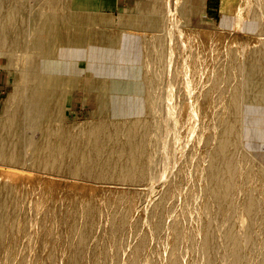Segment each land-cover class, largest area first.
Wrapping results in <instances>:
<instances>
[{
	"label": "bare ground",
	"instance_id": "6f19581e",
	"mask_svg": "<svg viewBox=\"0 0 264 264\" xmlns=\"http://www.w3.org/2000/svg\"><path fill=\"white\" fill-rule=\"evenodd\" d=\"M205 1L206 0H186L184 11L191 16L196 15L203 11V4ZM23 2L24 0H0V49L7 47L9 49V57H14L18 51L22 53L24 57V59H22L24 61V66L19 68L17 67V72L20 78L25 79L24 84H21V86L17 82L19 87H17V89L9 95V105L7 106L8 109L6 111L7 113L0 117V163H5L8 166H23V168L27 166L32 170L60 174L74 178L88 179L99 183L113 182L130 184L146 183L150 180L152 181L155 175V168L158 165V161H160L159 159L163 149L161 144V132L163 131V124L162 121H158V119L155 118L157 111H159L157 104L160 102V99L157 96L160 92L161 75H163L161 74L163 68L161 67L162 65L160 63L163 62L164 51H162L161 48L165 46L162 37H159L157 40L152 42L141 41L142 38L134 36L123 37L120 41L121 43H119V41H114L111 38L110 40L107 35H104L97 29L93 33H81L74 31V27L86 23L90 24L92 19L91 17L87 16L86 13H84L86 12V2H81L80 5L76 6L74 5L70 12L65 13L63 9L70 5L69 0H41V2L38 0L37 2H40L39 4L41 6L43 5L46 8V11L43 13V10H39L37 13H35L33 34L31 33L32 35H29L25 26L24 16L26 14L24 7L26 6ZM170 2L173 4L172 0H170ZM175 4H177V0ZM228 4L230 3L227 0H223V6L228 7ZM168 6L170 8L169 13H172V6ZM155 7L156 4L152 3L150 7L152 9L151 11L153 13H159V10H155L157 8ZM48 9L49 13H46ZM246 10L249 16L248 18L250 19L246 20L245 17L238 18L237 16L239 21L235 18L230 20L227 19L225 24L230 26L231 29H236L237 27H242L245 25L248 28H243H247V30H249L245 31V33L255 34L257 30L256 32L252 31H255V29L259 28L258 25H260V14L263 15V13L260 12L254 0L249 2ZM82 13L85 15H82ZM174 14L175 13H173V15ZM159 16H157V18ZM178 17L179 18L177 19L181 21L180 16ZM181 17L183 18V16ZM155 19L150 21L148 20L146 22L149 24H154L156 27H159L158 25L160 24L159 28H161V25L163 28L165 22H160V20L158 22V20ZM143 23V21L139 22V25H142ZM48 24L54 27L56 32H53L50 36H48L52 41L51 43L47 44L49 49L44 52L45 54L41 56L42 58L38 59V56H35V54L29 52L28 47L31 44L30 40H33V44L36 43L37 45H43L42 41L47 37L44 34V26ZM133 24H138V22H133ZM175 24L177 25V23ZM60 25H66V30H63V32H58L56 28H58ZM262 26H264L263 22ZM241 30L244 29L241 28ZM241 30L240 32H244ZM258 30L262 31L263 29ZM248 44L249 42L247 45ZM247 45L245 44L246 47L242 45V50L246 52L247 60L245 56L243 57H245V60L247 61L246 63H248L243 72L245 74V92H242L244 88L241 85L239 87H242V90L235 85L233 86L231 95L232 99L230 101L231 108L229 107L231 110H229L227 114L226 125L223 126L224 128H221L223 130H221L220 134H218L220 135L219 140H217L219 144H216L218 147L216 146L217 148L213 150V153L209 152L210 158L209 156L208 158L210 159V163L208 161L209 166L206 170V174L203 175V177L205 176L207 180L208 188L206 189V193L209 199L208 203H206V206L203 207L205 210L202 208L205 212L203 226L201 227V247L203 249V254H205L204 256L206 257L203 258L206 260H204V263L206 262V264H264V233L260 234L264 231L262 229H258V236H256L257 234L255 236L258 237L259 240L254 236L252 237V234L254 235L255 231L257 232V228L255 229L254 225L264 223V174L260 169L257 168V164H254L258 159L254 158L256 159L254 161L251 159V157H246L248 154L243 156L242 153L241 156L237 151V147L239 142H241L242 135L240 138L239 135L241 133H239V130L241 128H239L240 126L238 127L239 109L237 107L238 105L236 106V104L239 103L241 100L240 98H242V94L244 93L247 97L246 102L253 105L250 109L251 111L257 113L260 109H263L261 106L264 105V42H261L259 46L253 48H250ZM118 47H120V51H118ZM117 52L121 58L115 59L114 55ZM234 52L233 54L231 52V56L234 55ZM237 52H239V50L236 51V53ZM239 55L241 56V54ZM234 58L236 57L234 56ZM215 60L217 63L219 59ZM242 60L241 62L243 63L244 60ZM240 64L241 63L239 62L238 65ZM219 67L220 66H218L217 69H219ZM241 67L242 65L238 66L237 69ZM220 69L224 70L222 67ZM241 69H243V67ZM150 70H152L151 76H149L151 74H149ZM212 70L213 69H211V71ZM225 70L223 72H225ZM229 70L232 73V69L229 68L227 70V72L231 74ZM83 71H86L87 77H96V80L93 81L91 90L94 92H99L100 98L98 113H101L102 117L96 123H88L81 127L67 125L64 123L58 124L57 104L65 99V93H67L65 86L68 84L67 79L72 78V80H74L81 76V72ZM237 72L241 73L242 70L241 72ZM218 73L220 72L218 71ZM243 73L241 74L243 75ZM135 76L140 80V95L143 96L142 111L132 114L129 111V108H124L122 113L117 115L119 111L113 104V96L120 94L121 90L120 86H115L112 81L117 78L127 79ZM215 76L220 75L215 74ZM226 76L228 79L229 75L227 73ZM221 77L223 78L222 74ZM214 79L217 80L216 77ZM213 80L209 79L211 83L217 81L218 83L221 82L219 80H214L213 82ZM223 80L228 82L226 81V78ZM223 80L222 82H224ZM214 84H211V86ZM220 85L221 84H219V86ZM228 86H230V83ZM172 88L174 87L172 86ZM223 89L225 90V88ZM226 90H228V87ZM218 91V94H220L222 89H218ZM170 93L172 94V92ZM239 93H242V96H239ZM106 95H109L110 100L104 99ZM238 97H240V100H238ZM225 100L227 101V99ZM225 100L223 102H226ZM40 104L41 109L43 110L42 112L39 108ZM42 105H45V107ZM191 107L194 108L193 105ZM175 112L176 111H174V113ZM150 117H153V119H150ZM35 131H39L40 135L34 137L33 134ZM252 134L264 138V130L260 131L257 129L255 130L254 128V132ZM245 135L246 134H244V136ZM218 137L219 136H217V138ZM210 138L212 139V137H208L207 139ZM165 139L166 137L164 140ZM253 144L255 145H252V150L249 149L251 154L256 152L255 146L259 145V143L256 145L254 142ZM27 149H30V151H27ZM261 157L264 161V154L261 155ZM263 161L259 164H264ZM243 168H246L247 170L243 172ZM241 175H244L245 179L241 178ZM239 177L243 180H241L243 184L241 181H238L240 179ZM239 183H241V185ZM238 187L243 191L244 198L242 199V204L239 203V205L236 202L238 206L242 207V210L240 213L238 212L239 217L237 219H233V212H231V216L230 211L232 210L231 208L233 207L236 197L234 196V193ZM164 196L166 198L168 195L166 194ZM140 199L141 197L132 200L127 210L124 211V214L121 217L120 226H112L110 228V242L108 245L105 244L106 246L101 249H97L99 245L97 246L93 253V260L95 261V264H98L97 259L99 256L104 258L108 256L109 249L111 247H115L117 255L122 252V249L126 243V234H128L127 228L130 225V220L132 219L130 217L134 211H136H133V209H137V204H139L138 202ZM100 204L101 203L97 198H90L85 203L82 210L79 209L77 204H74L71 207L69 206L70 208L66 210L60 209L61 211L59 213L61 220L58 218L60 221L52 217V220H49L46 225L42 226L49 230L48 237L51 238L53 234V238L50 239L52 241L58 237V234H60V240L63 241L64 245L69 249L70 256H68L69 258L66 262L67 264L82 263L81 258L84 252V245L93 236L97 223L98 221H101L100 218H102V209ZM29 205L31 204L29 203ZM240 207H237V209ZM38 209L40 210V207ZM40 213L38 214L40 215ZM54 213L55 212H53V215ZM26 214L27 211L24 202V191L21 189V187L19 188L18 186L11 184L9 181H0V264L8 263L10 253L12 252L13 243L15 240L17 241L19 236L26 233ZM164 215V205L163 201H161L153 209L149 217L151 230L147 237L139 244L137 250H141L145 246L148 239H152L154 236L159 235L163 226ZM81 218L82 228L79 239L75 244L71 245L69 243V237L77 230L78 221ZM31 223L27 224L31 225ZM218 223L222 224L225 228L223 231L224 233L222 234L223 240H219V236L217 234L218 230L216 228V224ZM239 223H241V226L239 225L238 227ZM36 224L37 223H35V226ZM134 225L136 226L137 224L134 223ZM51 227L52 230L50 229ZM221 229L223 228L221 227ZM186 230L180 225L173 226L172 257L168 260L169 262L167 264H180L178 257L179 246L184 241L187 243L193 242L194 238L192 234H189V232ZM242 230L245 231V234H242ZM98 231L99 230H97V232ZM245 237L246 242L243 239ZM247 238L250 239V241L248 240V243ZM252 238H255L256 240L254 241ZM243 240L245 243L251 244L249 245L251 246L250 248H253L252 246H254V248L256 247L257 249L255 248V250H251L249 252V250L245 248V250L248 252L245 251L243 249V247H245V245L243 246ZM40 241L42 243L43 240L41 239ZM88 246H90L89 243ZM55 250L56 249L54 246L51 248L49 247L47 252L45 251V255H42L39 259V264H58V259L55 258ZM63 255H65L64 252ZM63 255L61 257L64 258L65 256ZM26 264H28L27 261Z\"/></svg>",
	"mask_w": 264,
	"mask_h": 264
},
{
	"label": "rangeland",
	"instance_id": "374dc122",
	"mask_svg": "<svg viewBox=\"0 0 264 264\" xmlns=\"http://www.w3.org/2000/svg\"><path fill=\"white\" fill-rule=\"evenodd\" d=\"M37 1L38 0H24L23 2L26 6L24 7L26 14L24 16L25 26L29 35L33 34L35 13H37V11L39 10H43V13L46 11V8L43 5L41 6L39 4L41 0H39L40 2ZM104 1L105 0H69L70 5L63 9L65 13L70 12L74 5L76 6L80 5L81 2H86V12L84 13H86V15L91 17L92 19V22H90V24L86 23L83 25H78L74 27L73 30L81 33H93L97 29L104 35H107L109 39L111 38L114 41H119V43H121L120 41L123 37L131 36L142 38L141 41L146 42H152L154 40H157L159 37H162L164 42L165 47L161 48L162 51H164V59L163 62L160 63L162 65L161 67L163 68V71L161 72V74L163 75H161L160 92L157 96L160 99V102L157 104L159 111H157L155 116V118H157L158 121H162L163 124V131L161 132V139L163 140H161V144L163 146V149L161 152L162 154L160 155V161H158V165L156 164L157 166L155 168V175L153 177L154 179L152 181L150 180L151 182L148 181L146 183H130L131 185L126 183L123 184L113 182L99 183L88 179L74 178L60 174H52L48 172L46 173L42 171L32 170L27 166L23 168V166H8L5 163H0V181H9L11 184L18 186L19 188L21 187V189L24 191V202L27 211L25 230L26 233L19 236L17 238V241L15 240V242L13 243L9 261L6 264H26V261L28 264H39V259L41 258V256L45 255L48 248H51L53 246L56 249L55 258L58 259V264H67L66 262L68 261V256H70L69 249L64 245V242L60 240V234H58V237L56 239H53L52 241L50 239L53 238V234L51 238L48 237L49 230L46 227L42 226L46 225L48 221L52 220L53 218H56L58 221H60L61 217L59 212L61 210L69 209L74 204H77L79 209L82 210L83 206L90 198H97L101 203L100 206L102 209V218H100L101 221H98L93 236L84 245V252L81 258V264H95V261L93 260V253L96 250L97 246L99 245L97 249H101L104 246L108 245V243L110 242V228L112 226H120L121 217L124 214V211L127 210L132 200L138 199L140 197V201L137 200L139 201V204L136 203L138 207L135 204L137 209H133V211H136H134V213L130 217L132 219L130 220V225L127 228L128 234H126V243L122 249V252L117 255L115 247H111L109 249L110 255L108 254V256L105 258L99 256V258L97 259L98 264H167L169 262L168 260L172 257V228L174 225H180L185 230L187 229L186 231H188L189 234H192L194 238L192 243H187L186 241H184L179 246L178 257L180 264H206V262L204 263L205 259H203L206 257L204 256L205 254H203V249L201 247V227L203 226V218L205 212L203 211V209L205 210V208L203 207L206 206V203H208L209 199L206 193L208 184L205 176L203 177V175L206 174V170L210 163L209 152L213 153V150L218 147L217 145L219 144V142L217 140H219L220 138V135L218 134H220L221 130H223L221 128H224L223 126L226 125L227 114L229 110H231L229 109V107L231 108L230 101L232 99L231 95L233 86L235 85L239 89L241 88V90L243 87L244 89L242 90V92H245V74L243 72L248 63H246V52L242 50V45L245 46V44L247 45V43L249 42L247 46L253 48L259 46L261 42H264V26H262V22L264 24V0H254L260 12L263 13V15L260 14L261 26L258 25L259 28H254L255 31H252L256 32L257 30L255 34L245 33V31H249L247 30L248 27L245 25L242 27H237L236 29L232 28V30L230 26L225 24V21H227V19H238L241 17H245L246 20L250 19L248 18L249 16L246 12V9L251 0H227L230 3L228 4V7L223 6V0H206L203 4V11L192 16L184 11L186 0H177V4H175L176 0H172L173 4L172 2H170V0H125L126 4H124L123 7H121V9L115 13L107 11L103 8ZM152 3L156 4L157 8L155 7V10H159V13H153L151 11L152 9L150 7ZM168 5H170V7H173H171L172 13H169L170 8ZM46 13H49V9ZM84 13H82V15H85ZM173 13L175 14L173 15ZM157 16L159 17L157 18ZM178 16H180L181 21L177 19L179 18ZM181 16H183V18ZM153 19L158 20V22L159 20L160 22L164 21L165 23H163L165 25L163 26V28L162 25L161 28H159L160 24L158 25L159 27H156L154 24H149L146 22ZM142 21L144 23L142 25H139V22ZM133 22H138V24H133ZM175 23H177V25ZM66 28V25H60L58 28H56V30L58 32H63V30H66ZM238 28L240 30L241 28L244 29L241 30L244 32H240ZM258 29L263 30L261 31ZM53 32H56L54 30V27L49 24L44 26V34L47 37L42 41L43 45H37L36 43L33 44V40H30L31 42H29L31 44L28 47L29 52L35 54V56H38V59L42 58L41 56L45 54L44 52L49 49L47 44L52 42L51 38L48 36H50ZM118 48V51H120V47ZM238 50L239 52L236 53V51ZM8 51L9 49L7 47L0 49V117L4 116V114L7 113L6 111L8 109L7 106L9 105V95L13 93L17 89V87H19V85L21 86V84L23 85L25 82V79L20 78L17 72V69L19 67L24 66V61L22 60L24 59V57L22 53L18 51L14 57H9ZM231 52L232 54L234 52L233 56H231ZM239 54H241V56ZM234 56L236 58H234ZM243 56L246 57V60ZM114 58H121V56L117 52L114 55ZM232 58L234 59V61ZM238 58L239 62L241 63L240 65H238ZM240 58L241 60H244H242L243 63L241 62ZM215 59H219L217 63ZM241 65L243 69H241V67L238 68V70L237 67ZM218 66H220L219 69H217ZM221 67L224 68V70L226 69L225 72H223V69H220ZM229 68L232 69L231 71L233 74L229 70L232 75L227 72ZM211 69L213 70L211 71ZM218 71L220 73H218ZM237 71L243 73L244 76ZM81 73V76L74 80H72V78L67 79L68 84L65 86V89L67 90V93L65 94L67 96L65 95V99L57 104L58 124L64 123L67 125H75L81 127L88 123H96L102 117L101 113H98L100 98L99 92H94L91 90L93 81L96 80V77H87L86 71H83ZM226 73L229 75L228 79ZM149 74V76L152 75V70L149 71ZM215 74L220 76H215ZM221 74L223 78L221 77ZM215 77L221 82L218 83V81L214 79ZM225 78L228 82H225V80H223ZM209 79L216 80L217 82H214L213 80V82L216 84L211 83ZM222 80L224 82H222ZM139 81L140 80L137 79L136 76L127 79L117 78L112 81L115 86L119 85L121 90L120 94H116L113 96V104L119 111L117 115H120L124 108H129V111L132 114L142 111L143 96L140 95ZM17 82L19 85L17 84ZM229 83L230 86H228ZM211 84L214 85L211 86ZM219 84L224 85H222L221 87V85L219 86ZM215 85L217 86L214 87ZM240 85L242 87H239ZM172 86L174 88H172ZM227 87L228 90H226ZM223 88H225V90ZM218 89H222L220 93L222 95L218 94ZM170 92H172V94ZM239 94V96L243 95L242 98L238 97V100H241L236 104V106L238 105L237 107L239 109L238 127L240 126L239 128H241V131L239 130V133H241L239 137L241 138L242 135V138L241 142H239L238 144L237 151L241 156L242 153L243 156H246V154H248L249 156L247 155L246 157H251V159L254 161L258 159L254 164H257V168L260 169L264 174V169H261L264 168L261 167L264 166V164H259L263 161L261 155L264 154V138L252 134L254 132V128L255 130L257 129L260 131L264 130V105L261 106L263 109H260L257 113L253 112L250 110L253 105L246 102V95L244 93ZM225 97H229L230 99ZM104 99H109V95H106ZM225 99L229 101L227 102ZM224 100L226 102H223ZM227 103H229L230 105ZM192 105L194 106V108L191 107ZM43 107H45V105ZM39 108L41 109V104L39 105ZM42 111L43 110L41 109V112ZM174 111H176V114L174 113ZM193 113L196 115H194ZM150 119H153V117H150ZM244 134L246 135L244 136ZM33 135L34 137H37L40 135V133L39 131H35ZM217 136L219 137L217 138ZM165 137L166 139L164 140ZM208 137H212V139H207ZM253 142L256 143V145H258L259 143V145L255 146L256 152H253L251 154L249 149L252 150V145H255L253 144ZM27 151H30V149H27ZM242 170L244 172L247 169L243 168ZM241 178L245 179L244 175H241ZM241 178L238 180L239 182L242 180ZM241 183L239 184L241 185ZM166 194L168 196L165 198L164 195ZM234 196L236 197L233 207L231 208L234 211L231 210L230 214L231 212H233V216L231 214L232 218L237 219L239 217L238 214L242 210V207L238 206V204H242L241 202L244 198L243 191L238 187L235 190ZM161 201H163L165 210L161 232L159 233V235L154 236L152 239H148L145 246L141 250H137L139 244L147 237L151 230L149 217L153 209ZM29 203L31 205H29ZM235 205L240 208L237 209ZM39 207L42 212L38 209ZM53 212H55L54 215ZM38 213H40V215ZM32 219L34 220V222ZM80 220L78 221L77 230L69 237V243L71 245L75 244L79 239L82 228V218ZM27 223H31V225ZM35 223H37V227L35 226ZM134 223L137 225L135 226ZM216 225L219 240H223L222 234L224 233L223 231L225 228L220 223ZM239 225L241 226V223L238 224V227ZM254 226L255 229L257 228V232H253L254 235L252 234V237L254 236L256 239H258V237H256L258 236V229H262L264 231V228H262L264 227V223L256 224ZM221 227L223 229H221ZM50 229L52 230V227ZM97 230L99 231L97 232ZM262 233L264 232H261L260 234ZM242 234H245L244 230H242ZM255 238H252V240L255 241ZM41 239L43 240L42 243L40 241ZM243 239L245 240L246 237ZM244 240V250L245 248H247L249 252L251 250H255L256 247L254 248V246H252L253 248H250L251 246L249 245L251 244H247L248 240L250 241V239L247 238V243H245L246 240L245 242ZM88 243L91 247L88 246ZM45 246L47 249L45 248ZM62 251L65 255H63ZM87 252H89L90 254ZM62 255L65 257H61Z\"/></svg>",
	"mask_w": 264,
	"mask_h": 264
},
{
	"label": "crops",
	"instance_id": "0c3cea01",
	"mask_svg": "<svg viewBox=\"0 0 264 264\" xmlns=\"http://www.w3.org/2000/svg\"><path fill=\"white\" fill-rule=\"evenodd\" d=\"M126 4L125 0H105L103 2V8L110 12H117Z\"/></svg>",
	"mask_w": 264,
	"mask_h": 264
}]
</instances>
